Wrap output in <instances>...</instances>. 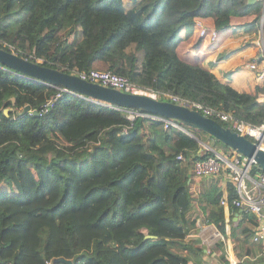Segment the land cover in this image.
Wrapping results in <instances>:
<instances>
[{
    "label": "trees",
    "instance_id": "trees-1",
    "mask_svg": "<svg viewBox=\"0 0 264 264\" xmlns=\"http://www.w3.org/2000/svg\"><path fill=\"white\" fill-rule=\"evenodd\" d=\"M262 6L260 0H133L129 8L124 0H0V47L11 50L10 45L21 56L66 72L110 70L140 87L259 124L264 121V100H259L264 86L239 91L209 68L183 60L177 48L181 31L189 37L198 18L211 19L218 31L254 15L250 25L256 27ZM14 8L24 17L8 31L3 19ZM78 28L81 38L69 40ZM199 39L197 45L204 41ZM131 44L143 50L140 66L136 53L127 51ZM25 105L31 109L23 113ZM119 107L0 64V196L15 188L13 177L22 168L38 180L39 172H48L60 184L47 216L53 231L47 225L38 231L45 261L189 264L187 250H203L195 244L201 242L197 232L204 222L235 239L237 264H264V251L250 242L255 216L242 212L233 221L238 209L230 205L225 218L220 198L231 201L237 195L233 184L219 174L202 177L195 194L191 189L193 161L205 154L199 147L181 149L176 142L190 143L193 137L175 126L165 128L158 114L143 111L155 117L129 119ZM179 153L185 160L177 158ZM12 228L9 214L1 210L0 255L6 246L2 237ZM224 243L219 240L213 247L220 250L221 263L229 264ZM12 260L0 257V264Z\"/></svg>",
    "mask_w": 264,
    "mask_h": 264
},
{
    "label": "built area",
    "instance_id": "built-area-1",
    "mask_svg": "<svg viewBox=\"0 0 264 264\" xmlns=\"http://www.w3.org/2000/svg\"><path fill=\"white\" fill-rule=\"evenodd\" d=\"M260 1H262L264 5V0ZM195 28L198 32V36L203 38L204 41H208L209 43L217 41L218 31L214 27H208L204 24V22L197 21ZM257 43L259 46V52L257 53L256 59H258L259 62L254 60L247 63V67L251 70L258 69L259 72L257 77L262 78L264 77V36L262 33ZM8 46L11 47L10 45ZM74 73L84 79L95 81L125 92L143 93L155 98H159L158 96L160 93L164 99H169L171 101L187 105L190 108L202 111V114L205 116L216 117L220 121L226 123L224 126H228L233 131L246 136L251 141L257 143L259 147L264 149V121L259 124H253L235 117L230 112L216 110L199 102L179 99V97L164 92H155L151 89L140 87L127 77L114 73L110 70L91 69L89 71ZM61 89L67 91L65 88ZM119 109L124 110L129 119H133L136 116L155 117L154 115L143 112L139 109L124 107H119ZM158 118L164 122L165 128L175 126L183 129V124L178 121L162 116H159ZM177 158L185 160L183 153H179ZM193 170L196 177H211L213 175L223 174L225 179L233 184L237 195L233 197L231 201L227 199L226 195H223L220 198V204L223 206L226 215L229 213L228 209L230 205L237 208L238 213H235L236 220L241 218L242 212L252 213L255 216V224L253 226L254 231L250 238V242L264 247V171L261 170L252 159H248L234 150H231V152L226 154L217 150L212 151V154L206 153L203 158L193 161ZM226 170L227 172H225ZM202 224V226H199L197 234L200 238L208 236V238H204L203 240L201 238V242L205 244L207 248H209L208 244L218 238H220L219 240L225 242L224 246L229 247L230 242L225 240L223 233H221L214 224L204 222ZM210 227H212L211 232L207 229L209 228L210 230ZM208 251L210 250L208 249ZM232 264L237 263L236 261H233Z\"/></svg>",
    "mask_w": 264,
    "mask_h": 264
},
{
    "label": "rangeland",
    "instance_id": "rangeland-1",
    "mask_svg": "<svg viewBox=\"0 0 264 264\" xmlns=\"http://www.w3.org/2000/svg\"><path fill=\"white\" fill-rule=\"evenodd\" d=\"M132 2L133 0H124V4L126 8H129L132 5ZM23 17H24V13L15 11V8H14L13 12L3 19V23H4L3 25L7 28L8 31H10L15 27V25L19 21L23 19ZM245 28H246V25L242 24L239 27H236L235 29L227 28L223 30H218V39L216 43L221 42L226 35H230L233 32L239 30L240 32L238 31L237 33L229 36L227 39L228 40L227 43L225 42L224 45L227 47V49H228V46L230 45H236L235 50L231 51L232 55L236 53H241V52L243 53V49L249 48V46H251L247 44L244 47H240V45H242V43L246 39H251V37H249L248 34L255 31V33L253 34L256 40H258L259 33H260V36H261V33L264 36V25L263 27H261V30L259 26L253 27L252 30L250 28L248 31H246ZM80 38H81V34L78 28L76 33L69 37V40H74V39L79 40ZM9 48L13 49V50L11 49V51L15 50L13 47H9ZM127 51H134L136 53L137 64L138 66H140L142 59H143V54H144L143 50H136L134 44H131L127 47ZM245 51H247V49ZM187 55H183L182 59L190 63L200 64L198 56L195 57L191 55V53H188ZM244 55H247V54H244ZM240 61H241V58H238L235 60V64L233 65V69H234L233 71H236V70L240 71L242 69L241 66L239 65ZM255 61L259 62L258 59H255ZM242 67H243L242 72L247 73L249 68H246L247 67L246 65H242ZM184 126H182L183 129L191 137H193L192 139L194 140L190 142L191 147H192L191 149L199 147V149L201 150L198 149V151H201L204 154L212 152V151H216V150L221 153L226 154L227 150L230 149L228 146L224 145L223 143H221L219 140L209 135L208 133L203 132L201 130L191 128L186 125ZM45 173L46 174L39 172V175H41L40 176L41 184H40V180L36 179L33 176V174L31 173V170H28L27 168H22L20 171V175H14L13 177L14 179L13 184L15 188L9 190V192L7 193H3L2 195L4 194L6 195L5 198L2 199V197L0 196L1 197L0 201L2 200L0 202V211L3 209L7 211V213L9 214V220L12 221L13 223V228L7 233H5L2 237V240L6 242V246L2 250L1 255H0V257L5 260L13 258L12 261H9L10 264H47L49 263L45 261L42 253L39 252L38 231L40 227L43 225H47L50 228V230L53 231L54 225L52 222H50L47 216L49 215L48 213H49L50 205L53 202H55V200L58 198V195L60 192V186H59L60 184L57 182V180H55L52 174L51 175L47 174L48 172H45ZM219 176L220 175L211 176V177L217 178ZM198 178H199L198 179L199 181L201 179H204L202 177H198ZM219 180L220 182H222V177L219 178ZM193 181L194 182L191 183V189L193 190L195 194L196 185H197L195 183L197 180L194 178ZM202 225L203 224L201 223L200 226ZM207 229L209 232L212 231V227H210V230L209 228ZM219 239L220 238L216 240L214 239V241L208 244V246L211 247L212 245L216 244L219 241ZM225 240H228V242H230L229 248L230 246L232 247V245L235 242L234 241L235 239H231V238H225ZM236 243L237 242H235V244ZM257 247L260 248V252L264 251L263 246L259 245ZM52 249H53V245L50 244L49 253H48L49 257H52V251H53ZM224 250L229 254L228 247L224 246Z\"/></svg>",
    "mask_w": 264,
    "mask_h": 264
},
{
    "label": "water",
    "instance_id": "water-1",
    "mask_svg": "<svg viewBox=\"0 0 264 264\" xmlns=\"http://www.w3.org/2000/svg\"><path fill=\"white\" fill-rule=\"evenodd\" d=\"M256 1L248 0V3ZM0 64L26 77L65 88L67 91L100 103L155 113L191 128L206 132L228 146L231 150L242 154L248 159H252L264 171L263 148L259 147L257 143L251 141L246 136L233 131L228 126L222 125L215 118L205 116L197 109L169 99H159L143 93L125 92L95 81H90L74 72H66L41 64L38 61L30 60L3 47H0ZM30 109V105H25L22 112L25 113ZM7 110L5 109V112ZM34 113H37V110H34ZM58 261L71 263L69 259L55 257L47 264H53Z\"/></svg>",
    "mask_w": 264,
    "mask_h": 264
},
{
    "label": "crops",
    "instance_id": "crops-1",
    "mask_svg": "<svg viewBox=\"0 0 264 264\" xmlns=\"http://www.w3.org/2000/svg\"><path fill=\"white\" fill-rule=\"evenodd\" d=\"M254 18V15L244 17L241 19H238L236 22H234V27L236 28L239 27L240 25L244 23H249L247 24L248 28H251L252 26L250 25L251 20ZM197 21H202L204 22L208 27H214L213 21L211 19H201L198 18ZM264 25V5L262 6L261 14H260V20H259V27L261 30V27ZM259 30V32H260ZM239 31V30H238ZM238 31L233 32L230 35H226L223 40L219 43H213L209 44L208 41H202L200 44H196L200 39L198 36V32L196 31V28H194L193 33L189 37H184L185 31H181V35L183 37L182 41L180 42L177 52L181 58H183V55H187L188 53H191L193 56H198V59L200 61V64L206 68H209L212 72H214L218 78L226 83H229L232 85L234 88H236L239 91H245V92H254L256 86H264V77L258 78V72L259 70H251L248 69L247 73L242 72V65H246L247 63H250L254 61L257 57V53L259 52V46L257 41L260 39V33L258 36V40L254 38L255 31L252 33L248 34L251 39H246L240 47H244L245 45H251L249 48L243 49V53H236L233 54L231 53L232 50H235L236 45H230L227 47L224 45L225 42L227 43V39L229 36L237 33ZM240 32V31H239ZM246 32V31H245ZM243 40V39H241ZM208 43V44H207ZM256 43V44H255ZM257 45V47H256ZM247 49V51H245ZM240 50V49H239ZM238 51V50H237ZM236 51V52H237ZM185 53V54H183ZM247 54V55H244ZM189 56V55H187ZM241 58V61L239 62V65L241 66V70L238 71H233V65L235 64V60ZM248 68V67H246ZM250 70V71H249ZM259 100H264V93H259ZM178 147L181 149L186 148V149H191V144L186 141V140H179L176 142ZM199 178L196 177V192L198 189H200V181L198 180ZM208 179V178H207ZM205 180V179H202ZM211 181V180H210ZM223 188H225V184H222ZM225 191V190H224ZM238 213V212H237ZM229 213L226 215L225 218L228 220L229 218ZM233 221H236V215L233 216ZM226 231L229 232V226L227 225ZM200 238V236H198ZM202 240L204 238H208V236L201 237ZM200 238V239H201ZM232 239V238H231ZM201 240V241H202ZM201 244L203 245V250L202 252L195 253L194 251H189L187 250L186 253H188L190 257V262L189 264H228V262H222L219 259V254L221 253L219 249L214 248L215 246L212 245L211 247L207 248L205 244L202 242H199L198 244H195V246L200 247ZM214 246V247H213ZM232 248V249H231ZM208 249L210 251H208ZM229 250V251H228ZM228 252H229V264H232L233 261H235L233 257V245L230 248L228 247Z\"/></svg>",
    "mask_w": 264,
    "mask_h": 264
}]
</instances>
